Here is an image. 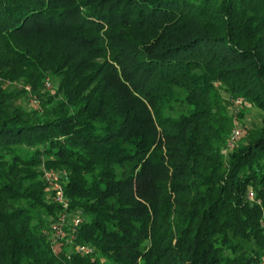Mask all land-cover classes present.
Segmentation results:
<instances>
[{"label":"trees","instance_id":"trees-1","mask_svg":"<svg viewBox=\"0 0 264 264\" xmlns=\"http://www.w3.org/2000/svg\"><path fill=\"white\" fill-rule=\"evenodd\" d=\"M223 92L264 111V0H0V264H256L264 116L228 145ZM42 166L69 172L72 243Z\"/></svg>","mask_w":264,"mask_h":264},{"label":"built area","instance_id":"built-area-1","mask_svg":"<svg viewBox=\"0 0 264 264\" xmlns=\"http://www.w3.org/2000/svg\"><path fill=\"white\" fill-rule=\"evenodd\" d=\"M44 85L50 87L51 80L46 77ZM19 86H23L25 90L28 91L31 102L33 105H38V97L31 91V87L27 84L22 85L19 83ZM242 102L241 98L235 97V105H239ZM238 103V104H237ZM242 127L241 124L237 121H234L232 124L230 135L227 138V144L232 145L235 140L241 135ZM68 170L66 168H47L42 166V176L44 180L49 184L51 200L58 202L62 205V209L57 213V215L50 220L47 228L44 230L50 237L52 242H58L59 240H64L65 242L72 243L75 239L77 228L83 216L81 211L70 210L68 207V199L64 194V183L68 179ZM250 199L254 198L253 191L250 190L248 193ZM73 249L76 252L81 253H91L93 251V246L87 243H75ZM69 256V254H67ZM256 264H264V254L261 256L260 260Z\"/></svg>","mask_w":264,"mask_h":264},{"label":"rangeland","instance_id":"rangeland-1","mask_svg":"<svg viewBox=\"0 0 264 264\" xmlns=\"http://www.w3.org/2000/svg\"><path fill=\"white\" fill-rule=\"evenodd\" d=\"M30 45L33 47H40L45 45V42L43 39L41 38H36L35 36H32L30 38ZM50 80H51V85L50 87H46L44 85L41 86L40 88V92L44 91V90H52L56 85H57V80L56 78L51 77L50 75L47 76ZM8 84V86H12L13 85H18L19 83L22 85H29V83L24 82L22 79H13V80H7L6 82ZM15 87V86H14ZM19 87H23V86H19ZM223 94L225 96H227L226 98L228 99L227 102V109H228V113L231 116V128H232V124L234 121L237 122H241V127H242V133L244 130L247 129H254L256 127H258L261 123V118L264 116V111L261 110L260 108L248 103V102H241L239 105H235L236 103H234V98L235 97H229L225 92H223ZM38 107L40 110L43 109L40 99L38 98ZM16 103L19 104L20 106L27 108V109H33L35 108V106L33 105V103L31 102L30 96L29 95H21L16 99ZM238 104V103H237ZM244 108V114L242 116H240V109ZM231 132V129H230ZM230 132L228 133V136L230 135ZM46 183V188L49 189V184L45 181ZM50 191H47V195H50Z\"/></svg>","mask_w":264,"mask_h":264}]
</instances>
